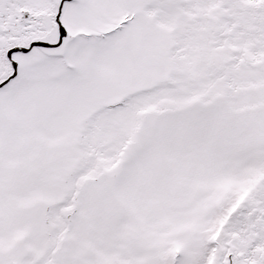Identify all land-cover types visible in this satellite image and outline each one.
Segmentation results:
<instances>
[{
    "label": "snow or ice",
    "instance_id": "snow-or-ice-1",
    "mask_svg": "<svg viewBox=\"0 0 264 264\" xmlns=\"http://www.w3.org/2000/svg\"><path fill=\"white\" fill-rule=\"evenodd\" d=\"M0 264H264V0H0Z\"/></svg>",
    "mask_w": 264,
    "mask_h": 264
}]
</instances>
